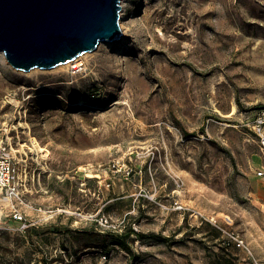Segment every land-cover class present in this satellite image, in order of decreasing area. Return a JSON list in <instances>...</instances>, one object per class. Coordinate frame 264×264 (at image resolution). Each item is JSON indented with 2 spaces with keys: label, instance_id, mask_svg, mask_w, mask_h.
<instances>
[{
  "label": "rangeland",
  "instance_id": "rangeland-1",
  "mask_svg": "<svg viewBox=\"0 0 264 264\" xmlns=\"http://www.w3.org/2000/svg\"><path fill=\"white\" fill-rule=\"evenodd\" d=\"M120 4V38L79 68L0 60L22 193L0 194V264H130L88 246L128 226L169 238L132 240V264H264V150L246 125L264 109V0Z\"/></svg>",
  "mask_w": 264,
  "mask_h": 264
},
{
  "label": "water",
  "instance_id": "water-1",
  "mask_svg": "<svg viewBox=\"0 0 264 264\" xmlns=\"http://www.w3.org/2000/svg\"><path fill=\"white\" fill-rule=\"evenodd\" d=\"M121 0H0V52L14 68L48 69L120 38Z\"/></svg>",
  "mask_w": 264,
  "mask_h": 264
},
{
  "label": "built area",
  "instance_id": "built-area-1",
  "mask_svg": "<svg viewBox=\"0 0 264 264\" xmlns=\"http://www.w3.org/2000/svg\"><path fill=\"white\" fill-rule=\"evenodd\" d=\"M246 125L256 135L259 148L264 150V109L255 112L247 120ZM14 152L15 150L10 142L0 139V194L8 199H19L22 194L15 182L17 171ZM174 207L180 208L181 205L176 204ZM14 217L22 221L21 225L23 227L28 225L18 209L15 210ZM230 236L237 246H244V241L240 236L232 233Z\"/></svg>",
  "mask_w": 264,
  "mask_h": 264
},
{
  "label": "trees",
  "instance_id": "trees-1",
  "mask_svg": "<svg viewBox=\"0 0 264 264\" xmlns=\"http://www.w3.org/2000/svg\"><path fill=\"white\" fill-rule=\"evenodd\" d=\"M94 242L89 244L93 248H100L105 250V253L108 254L109 248L112 246L119 247L129 252L130 254V264L133 261L137 260L140 257L139 253H136L131 249L130 243L134 239H146L153 238L157 241H168V237L163 236L159 233H149L141 230H137L132 226H128L122 231L117 230H104V231H94ZM63 248L66 249V246L63 245ZM41 264H49L46 259L41 261Z\"/></svg>",
  "mask_w": 264,
  "mask_h": 264
},
{
  "label": "bare ground",
  "instance_id": "bare-ground-1",
  "mask_svg": "<svg viewBox=\"0 0 264 264\" xmlns=\"http://www.w3.org/2000/svg\"><path fill=\"white\" fill-rule=\"evenodd\" d=\"M107 42H109V41H107ZM84 55H85V52L80 54V55H78L77 57H75L72 60H68L66 62H62V63L57 64L56 66H54L52 68H49V69H56V68L70 69L71 68L72 70H74L76 68H79V66L84 64V62L81 61L82 58L84 57ZM5 59L6 58H5L4 54L2 52H0V60H5ZM37 70H43V69L42 68H38V67H33L30 70H28L27 72H35ZM114 102H116V101H114Z\"/></svg>",
  "mask_w": 264,
  "mask_h": 264
}]
</instances>
